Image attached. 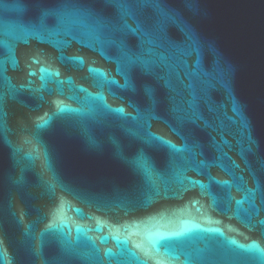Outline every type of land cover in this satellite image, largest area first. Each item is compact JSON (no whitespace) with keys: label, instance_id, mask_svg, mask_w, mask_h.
<instances>
[{"label":"water","instance_id":"obj_1","mask_svg":"<svg viewBox=\"0 0 264 264\" xmlns=\"http://www.w3.org/2000/svg\"><path fill=\"white\" fill-rule=\"evenodd\" d=\"M127 6L0 0V264H264V0Z\"/></svg>","mask_w":264,"mask_h":264},{"label":"snow or ice","instance_id":"obj_2","mask_svg":"<svg viewBox=\"0 0 264 264\" xmlns=\"http://www.w3.org/2000/svg\"><path fill=\"white\" fill-rule=\"evenodd\" d=\"M113 2L117 3L120 7L121 20L124 22V25H123L124 28L138 34L141 37L142 43L153 44L154 39L159 38V35H158L159 25H157L156 28H153L151 21H147L144 27H141L138 25L135 28H132L131 25H129L127 23V19L132 16L131 9L127 6L128 0H113ZM90 17H91V21H92L91 25H89L88 21H82V24L85 27H94L96 30H100V29H104V28H110L113 31H119L120 30L119 29L120 21H117L115 24H113L110 21H105L104 19L99 18V17H95L91 14H90ZM40 25H43V26L47 27L48 29H49V26H52V28L55 29L58 25V18L53 14L44 15L43 17H41L39 19V26ZM168 50L172 56H175L177 54V51L173 48H169ZM123 54L127 60L128 66L132 67V66L139 64V63H137V58H138L139 54L138 55H136V54L129 55L127 52H124ZM117 111H123V109H118ZM193 183H195V181ZM241 203H242V201H237L238 205ZM50 227H51V225H50ZM172 235L179 237V236L185 235V232H183V231L182 232H176V233H173ZM116 239H118V237H116ZM233 243H235V242L233 241ZM251 247L257 248L256 245H252ZM137 259H138V257H137ZM141 264H145V262H141ZM157 264H161V262L157 261Z\"/></svg>","mask_w":264,"mask_h":264}]
</instances>
